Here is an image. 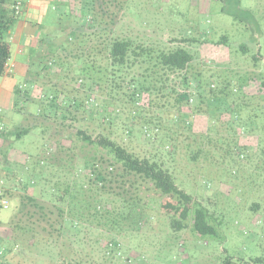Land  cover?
<instances>
[{
  "label": "trees",
  "instance_id": "obj_1",
  "mask_svg": "<svg viewBox=\"0 0 264 264\" xmlns=\"http://www.w3.org/2000/svg\"><path fill=\"white\" fill-rule=\"evenodd\" d=\"M39 1L46 3L44 16L55 12L56 28L53 37L34 40L31 35L40 25H32L27 52L31 64L43 57L57 69L42 84L39 75L28 74L31 84L38 79L53 93L40 103L31 126L9 134L22 139L41 127L29 140L43 141L41 152L27 154L19 164L0 154V197L18 200L12 219L0 223V264H101L93 245L95 231L106 233L107 248L113 246L111 253L121 257L119 238L155 219L163 220L174 236L190 230L214 239L221 248L215 264H264V254L235 260L222 248L223 222L211 209V195L204 189L197 190L198 197L189 193L175 174L183 167L205 175L210 169L220 171L206 165L212 161L231 164L238 177L242 162L264 158V0H257L260 7L250 0L246 11L241 0L233 3L237 11L232 16L259 36L253 33L251 48L240 45L244 56L238 54L239 62L249 67L238 66L239 71L202 58L199 50L202 44L231 49L225 27L198 23L184 38L168 39L159 24L144 18L150 6L160 8L154 0H147L146 15L137 0ZM230 1L213 0L222 3L224 13ZM24 2L0 0V76L10 73L11 48L3 36L18 22ZM36 39L39 53L33 47ZM14 91L15 108L21 110L22 90ZM149 105L164 112L171 127L163 118H148ZM126 109L132 123L122 126L118 120ZM197 116L208 120L202 134L207 141L193 147L187 132L195 134ZM133 124L141 126L142 142L160 139L162 150L134 144ZM240 133L255 136L257 145H241ZM6 136L0 131L1 138ZM150 201L158 206L157 218L149 216ZM261 208L256 202L249 207L253 214ZM97 243L102 241L97 238Z\"/></svg>",
  "mask_w": 264,
  "mask_h": 264
},
{
  "label": "rangeland",
  "instance_id": "obj_2",
  "mask_svg": "<svg viewBox=\"0 0 264 264\" xmlns=\"http://www.w3.org/2000/svg\"><path fill=\"white\" fill-rule=\"evenodd\" d=\"M48 1V0H46ZM141 4L143 9V15H146L145 8L150 6L147 4V0H137ZM153 1V0H152ZM158 9H151V13H148L144 18L150 17L151 22L159 24L167 34L168 39H181L184 38L186 33L190 30L197 28V24L206 26L209 24L212 28L225 27L224 31L230 36L231 49L219 48L215 45L202 44L199 46V50L202 58L214 59V63L223 64V66L230 65L235 71L247 69L248 64L240 63L238 54L244 56L243 51L240 49L241 44H246L251 48L252 35L256 33L254 31H247L244 29V25L237 21L232 12L237 11L235 2L237 0H231L227 6V12L221 11L222 3L213 2V0H154ZM32 0H25L22 13L19 16V20L14 28L5 33L3 39L10 45L11 59L8 62L9 70L12 71L8 76H0V131H4L7 136L5 138L0 137V154L2 157L8 156L11 162L16 164L22 163L23 158L27 157V154L40 153L42 150L43 141H29L38 134L41 127H33V131L30 135L17 139L9 134H15L17 131L22 130L25 127L31 126V118L39 114L40 103L47 102L53 93V89L46 85H41L46 79L45 75L55 72L57 66L49 63L40 57L31 64V57L27 52V46L24 43L23 35L26 33L27 23L30 25L39 24L40 30L31 36L40 39L41 37L48 38L53 37L52 31L55 30L54 21L55 12H50V16H42L38 21L31 20L29 14L32 13L28 6ZM250 0H241V8L246 11V5ZM254 2V0H253ZM234 3V4H233ZM253 4V3H252ZM262 6L259 1H255V5ZM46 3L39 4V7L46 12ZM137 6V7H138ZM45 7V8H44ZM136 7V5H134ZM232 11V12H231ZM231 12V13H230ZM242 12H240L241 15ZM241 17L246 18V14L242 13ZM244 20V19H242ZM198 21V22H197ZM42 22V24H40ZM247 22V21H244ZM33 26V27H34ZM33 29L28 28L27 34L24 39H27V35L34 33ZM198 37L200 35V29L196 30ZM255 36L258 38L257 33ZM52 40V39H50ZM56 41V39H54ZM261 47H263L264 53V39L260 40ZM37 39L33 43V47L36 48V53H39ZM234 48V50L232 49ZM197 49V47H193ZM237 52V54L234 53ZM250 57L252 54H248ZM238 62V63H237ZM211 66H214L211 65ZM240 66V67H238ZM249 67V65H248ZM241 70V69H240ZM241 70V72H242ZM38 76V79H34L33 84L28 81L30 77L28 74ZM39 84V86L37 85ZM15 88L22 90L18 107L21 110L15 108L16 93ZM34 98L32 101L31 99ZM151 99V97H150ZM149 103V97L145 98ZM148 110H145L148 118H152L157 121V118H163V123L171 127L167 122V115L160 111L157 107L152 105L147 106ZM33 116V117H32ZM130 113L126 109L122 114V117L118 120V124L132 123ZM135 125L132 134V141L134 144L142 146L150 151L157 152L162 150L163 144L160 139H155L150 142H142L140 137L141 126ZM120 126V127H122ZM208 128V120L206 117L197 116L193 127V133H189L188 143L193 147H196L197 142H206L207 138L202 134ZM201 134V135H200ZM240 133L238 141L241 145H257L258 139L253 137H246ZM182 140V138H181ZM29 141V142H28ZM179 146L182 143L178 144ZM192 147V148H193ZM167 155V150L164 152V156ZM0 157V160L3 158ZM167 160V156L165 157ZM178 162V167L183 166L181 157L178 155L175 157ZM171 159H169L170 161ZM180 163H182L180 165ZM173 164V162H172ZM187 164V162H185ZM206 165L210 167H220L219 169H210V174L205 175V171L191 170L183 167L181 171H176L175 174L178 181L189 193H192L198 197V189L206 191L207 194L212 197L211 209H214L221 215L222 227L221 231L226 237V241L222 248H226L230 256H233L235 260L245 259L246 256H262L264 254V158H256L254 160H246L241 163V170L238 177L236 173L232 172L231 164H222L221 162H208ZM186 166V165H185ZM180 169V168H179ZM213 170V171H212ZM218 171V172H217ZM217 173V174H215ZM205 176V177H204ZM210 177V178H209ZM4 183V182H3ZM3 183L0 182L1 186ZM5 186V185H4ZM116 185H114L115 187ZM207 188H206V187ZM116 192L117 188L114 189ZM259 203L262 205L260 211L253 214L249 209L253 203ZM8 203V207L5 205ZM151 209L148 211L150 217H158V206L155 202L150 201ZM18 206V200H8L7 198L0 197V223H8L14 216ZM157 222V223H156ZM141 228L131 230L126 236L119 238L121 240V252L123 256L115 257L111 250L114 248L107 244L110 242V238L104 232L100 233L95 231L93 238L95 240L94 250L96 252V259H99L101 264H215L217 257L220 253L217 251L219 246L217 242L208 238H199L195 236L190 230H187L179 235L174 236L168 229H166L163 220L155 219L151 222L141 225ZM97 238L102 243H97ZM92 240V241H94ZM215 248V249H214ZM119 250V249H116ZM110 253L108 256L106 253ZM114 255V256H113ZM99 257V258H98ZM131 261H128L127 258Z\"/></svg>",
  "mask_w": 264,
  "mask_h": 264
},
{
  "label": "crops",
  "instance_id": "obj_3",
  "mask_svg": "<svg viewBox=\"0 0 264 264\" xmlns=\"http://www.w3.org/2000/svg\"><path fill=\"white\" fill-rule=\"evenodd\" d=\"M31 4L28 6V9H30V11L32 13L29 14V17L31 20H36L38 21L39 19H41V17L43 15H45V12L43 13V10L39 7V4H41V2L39 0H32V2H30ZM45 8V7H44ZM28 28H32V25H30V23H27V27H26V33H24L23 35V40H24V43H27L28 42V37L27 39H24V36L27 34V29ZM12 71H10V73H8L7 75L5 76H8L9 74H11Z\"/></svg>",
  "mask_w": 264,
  "mask_h": 264
},
{
  "label": "built area",
  "instance_id": "obj_4",
  "mask_svg": "<svg viewBox=\"0 0 264 264\" xmlns=\"http://www.w3.org/2000/svg\"><path fill=\"white\" fill-rule=\"evenodd\" d=\"M21 6H22V4L20 2H19V4L16 5L15 9H16L17 14L20 13ZM7 207H8V203L5 205V208H7Z\"/></svg>",
  "mask_w": 264,
  "mask_h": 264
}]
</instances>
